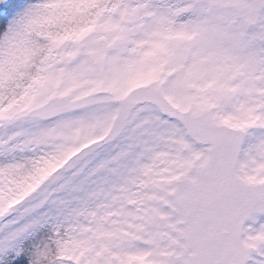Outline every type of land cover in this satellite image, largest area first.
<instances>
[{
    "label": "snow or ice",
    "instance_id": "6c2138e0",
    "mask_svg": "<svg viewBox=\"0 0 264 264\" xmlns=\"http://www.w3.org/2000/svg\"><path fill=\"white\" fill-rule=\"evenodd\" d=\"M0 264H264V0H0Z\"/></svg>",
    "mask_w": 264,
    "mask_h": 264
}]
</instances>
